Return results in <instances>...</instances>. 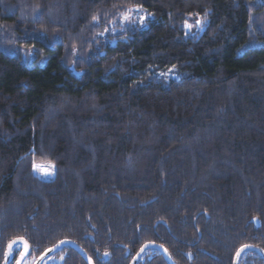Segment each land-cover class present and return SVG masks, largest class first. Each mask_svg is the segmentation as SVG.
<instances>
[{"label": "trees", "instance_id": "trees-1", "mask_svg": "<svg viewBox=\"0 0 264 264\" xmlns=\"http://www.w3.org/2000/svg\"><path fill=\"white\" fill-rule=\"evenodd\" d=\"M168 231L196 264L264 248V0H0V264L18 237L130 264Z\"/></svg>", "mask_w": 264, "mask_h": 264}, {"label": "flooded vegetation", "instance_id": "flooded-vegetation-1", "mask_svg": "<svg viewBox=\"0 0 264 264\" xmlns=\"http://www.w3.org/2000/svg\"><path fill=\"white\" fill-rule=\"evenodd\" d=\"M254 219V218H253ZM257 219H259V218H257ZM260 220V219H259ZM163 221V223L165 224V226L167 227L169 224H168V222H167V220H162ZM253 223H255V224H258V225H261V220L259 221V223L257 222H253ZM167 229V228H166ZM164 235V238H165V241L167 242V244L165 243H160V242H157V241H148V242H155V243H158V244H161L166 250H167V252L169 253V255H170V257H171V259L173 260V262L175 263V264H196V261L197 260H199L200 259V256H199V252H198V245H197V241L195 240V241H192V242H194V243H190V242H188V244H180V248H178V250H181V253L179 254V257L177 256V259L173 256V253H172V251L170 250V244L172 245V240L173 239H175V237L174 236H176V237H180L179 236V234H173V233H170L169 231L167 232V234H163ZM200 236H201V234H200ZM18 238H20V237H18ZM21 238H23V237H21ZM171 238H173V239H171ZM63 240H65V239H63ZM69 240H72V241H75V242H77L85 251H86V253L89 255V257L92 259V261H93V263L94 264H96V259L90 254V252L87 250V248H85L83 245H81L78 241H76V240H73V239H69ZM62 241V240H61ZM60 242V241H59ZM58 242V243H59ZM148 242H146V243H148ZM169 242V243H168ZM145 243V244H146ZM18 244H21V252H20V254H19V256H18V258L15 260V263L14 264H17V261H18V259H19V257H20V255H21V253L23 252V249H24V245H23V243H18ZM18 244H16V245H18ZM15 245V246H16ZM56 245V244H55ZM66 245H69V246H72V245H70V244H66ZM244 245H254V246H257V247H260L261 249H263L264 250V248L263 247H261V246H259V245H257V244H253V243H245V244H242L239 248H238V250H237V252H236V254L238 253V251L240 250V248L241 247H243ZM14 246V247H15ZM63 246H65V245H63ZM63 246L59 249V250H61L62 248H63ZM84 259H85V261H86V263L87 264H90V262H89V260H88V258L78 249V248H76V247H74V246H72ZM7 248H8V246H7ZM51 248V247H50ZM142 248V247H141ZM140 248V249H141ZM148 248H150V247H148ZM147 248V249H148ZM155 248H158V247H155ZM146 249V250H147ZM159 249V248H158ZM31 250V249H30ZM58 250V251H59ZM248 250H254V249H248ZM248 250H246L245 252H247ZM57 251V252H58ZM140 251V250H139ZM138 251V252H139ZM161 251V250H160ZM255 251H257V250H255ZM57 252H55L53 255H51L50 257H48L42 264H52V263H61L63 260V256H61V255H57V256H55V254L57 253ZM137 252V253H138ZM162 252V251H161ZM244 252V253H245ZM257 252H259V251H257ZM136 253V254H137ZM243 253V254H244ZM260 253V252H259ZM29 254V253H28ZM43 254V253H42ZM41 254V255H42ZM136 254H135V256H136ZM162 254H163V256H164V258H165V260H166V262H167V264H171L170 263V261L167 259V257L165 256V254L162 252ZM236 254H235V256H234V259H233V263L232 264H234V261H235V257H236ZM243 254H242V256H243ZM261 254V253H260ZM6 255H7V252H6ZM40 255V256H41ZM144 255V254H143ZM262 255V254H261ZM39 256V257H40ZM134 256V257H135ZM242 256H241V258H242ZM263 256V255H262ZM27 257H28V255L25 257V259L23 260V262H22V264H26L27 263V261H26V259H27ZM38 257V258H39ZM134 257L132 258V261H133V259H134ZM143 257V256H142ZM141 257V258H142ZM37 258V259H38ZM241 258H240V260H241ZM5 259H6V257H5ZM37 259L34 261V263H32V264H35V262L37 261ZM141 260V259H140ZM140 260H139V262H140ZM240 260H239V264H240ZM14 261V250H13V255H12V259H11V263L10 264H12V262ZM49 261V262H48ZM132 261H131V263H132ZM139 262H138V264H139ZM263 262H264V256H263ZM130 263V264H131Z\"/></svg>", "mask_w": 264, "mask_h": 264}, {"label": "water", "instance_id": "water-1", "mask_svg": "<svg viewBox=\"0 0 264 264\" xmlns=\"http://www.w3.org/2000/svg\"><path fill=\"white\" fill-rule=\"evenodd\" d=\"M253 222H258L259 223V219L257 218H254L252 219ZM13 241H17L16 244L18 243H23L24 245V249H23V252L21 253L18 261H17V264H22L23 260L25 259V257L28 255V253L30 252V249H31V244L29 243V241L25 238H15L13 239L9 244H8V248H7V255H6V259L4 261V264H10L11 263V259H12V255H13V251L12 252H9V245L13 242ZM63 242V243H62ZM15 244V245H16ZM66 244H70L76 248H78L89 260L90 264H94L92 259L89 257V255L86 253V251L75 241H72V240H69V239H65V240H62L60 241L59 243H57L56 245L52 246L51 248L47 249L38 259L37 261L35 262V264H42L48 257H50L51 255H53L55 252H57L63 245H66ZM245 246V245H244ZM241 247L240 250L238 251V253H240L239 257H237V254H236V257H235V261H234V264H239V260L242 256V254L248 250V249H254V250H257L259 251L263 256H264V250L261 249L260 247H257V246H254V245H247L248 247ZM148 247H158L164 254L165 256L167 257V259L170 261L171 264H175L173 262V260L171 259L169 253L167 252V250L161 245V244H158V243H155V242H148L146 244H144L142 246V248L140 249V251L136 254V256L134 257L133 261L131 264H138L139 260L141 259V257L143 256V254L145 253L146 249ZM241 249H244L242 252H241ZM23 257V258H22Z\"/></svg>", "mask_w": 264, "mask_h": 264}, {"label": "snow or ice", "instance_id": "snow-or-ice-1", "mask_svg": "<svg viewBox=\"0 0 264 264\" xmlns=\"http://www.w3.org/2000/svg\"><path fill=\"white\" fill-rule=\"evenodd\" d=\"M132 11V10H130ZM122 19L126 22H133L132 19H131V16L129 14H125L122 16ZM144 19L145 17H140L139 20L137 22H139L140 24H143L144 22ZM93 20L94 21H97L98 20V17L96 16H93ZM201 22L200 21H197V24L199 25ZM187 27L191 28L192 25L189 24L187 25ZM35 168L43 171L45 174H51V171L50 169H54V165H51L50 167L49 166H40V165H34ZM17 243V241H13L10 245H9V252H12L14 250V246L15 244ZM63 243V242H62ZM245 248L248 247L247 245L244 246ZM244 249H241V252L243 251ZM240 253H237V257H239ZM23 258V257H22Z\"/></svg>", "mask_w": 264, "mask_h": 264}, {"label": "rangeland", "instance_id": "rangeland-1", "mask_svg": "<svg viewBox=\"0 0 264 264\" xmlns=\"http://www.w3.org/2000/svg\"><path fill=\"white\" fill-rule=\"evenodd\" d=\"M129 15L131 16L132 20H134V19L139 20L140 17H145V19H146V17H147L146 13H140V11H130ZM145 19H144V21H145ZM162 74L165 75L168 79L177 77L176 72L173 71V70H168L166 72H162ZM40 166H45V165H40ZM35 169H36L37 173L41 174L44 177H47V178H52L53 177L54 172H53L52 169H50L51 174H45L43 171H41V170H39L37 168H35Z\"/></svg>", "mask_w": 264, "mask_h": 264}]
</instances>
